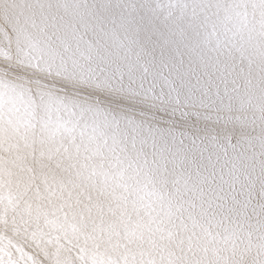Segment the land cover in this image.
Instances as JSON below:
<instances>
[{
    "label": "bare ground",
    "instance_id": "6f19581e",
    "mask_svg": "<svg viewBox=\"0 0 264 264\" xmlns=\"http://www.w3.org/2000/svg\"><path fill=\"white\" fill-rule=\"evenodd\" d=\"M40 4L64 18L58 34L69 58L43 70L39 87L0 76L4 91L23 83L31 97L0 118V261L264 264L256 217L211 219L206 173L196 175L192 158L166 139H150L130 100L114 102L125 98L92 75L101 60L134 67L173 54L178 42L198 56L227 41L236 54L229 78L241 85L235 127L249 142L243 160L230 153L222 163L238 181L259 174L264 0H0V33L6 21L34 31Z\"/></svg>",
    "mask_w": 264,
    "mask_h": 264
},
{
    "label": "snow or ice",
    "instance_id": "6c2138e0",
    "mask_svg": "<svg viewBox=\"0 0 264 264\" xmlns=\"http://www.w3.org/2000/svg\"><path fill=\"white\" fill-rule=\"evenodd\" d=\"M52 7L37 5L40 15L32 25L34 31L5 22L0 46L9 54L0 55V76L26 80L39 87L43 70L65 66L69 54L58 34L65 21L63 17L53 20L48 11ZM225 45L227 41L219 47L213 43L197 49L198 56H186L190 42H178L173 54L161 50L159 57L153 56L134 67L101 60L92 75L99 85L125 98L104 96V100H130L129 107L140 117L150 139H166L192 158L196 175L206 173L203 179L208 185V196L203 205L211 219L255 216L258 226L264 229V151L259 153V174L250 172L242 181L236 179L237 170L231 163H222L230 153L243 160L249 142L235 127L239 117L233 101L241 85L229 78L230 71H235L236 54L235 48ZM229 58L233 63H228ZM30 102L23 83L7 92L0 88V118L6 109L11 112L17 104Z\"/></svg>",
    "mask_w": 264,
    "mask_h": 264
}]
</instances>
